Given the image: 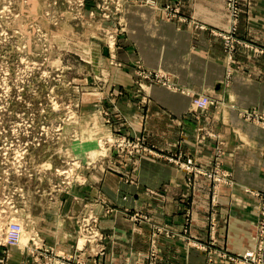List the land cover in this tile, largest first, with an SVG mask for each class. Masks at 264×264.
I'll return each mask as SVG.
<instances>
[{"label": "rangeland", "instance_id": "rangeland-1", "mask_svg": "<svg viewBox=\"0 0 264 264\" xmlns=\"http://www.w3.org/2000/svg\"><path fill=\"white\" fill-rule=\"evenodd\" d=\"M241 1L233 4L238 17L232 52L240 44ZM135 8L186 21L176 3L156 0H0V264H104L113 257L116 228L144 232L145 224H150L147 264H158V249L181 236L186 250L200 251L208 264H264L263 223L255 248L237 255L215 252L212 240L184 231L188 219L178 233L150 220L158 213L120 204L128 195L116 199L101 188L108 173L137 183L139 161L146 156L177 166L187 182L202 174L195 165H182L191 158L164 155L143 129H134L144 124L152 85L176 88L164 72L147 68L136 50L129 31ZM200 97L211 98L192 97V111L220 104L211 98L214 104L200 108L195 103ZM263 110H249L257 118L243 116L264 127ZM208 177L229 182L214 173ZM57 215L66 217L59 228L67 240L42 238L40 231ZM18 225L21 239L10 243ZM250 251L254 256L245 260Z\"/></svg>", "mask_w": 264, "mask_h": 264}, {"label": "crops", "instance_id": "crops-1", "mask_svg": "<svg viewBox=\"0 0 264 264\" xmlns=\"http://www.w3.org/2000/svg\"><path fill=\"white\" fill-rule=\"evenodd\" d=\"M156 1L176 3L178 16L186 21L164 20L160 11L135 8L131 18L136 22L129 31L144 65L164 72L176 88L152 85L144 124L134 129H143L164 155L191 158L202 174L187 182L177 166L146 156L139 161L137 183L127 184L108 173L101 188L116 199L128 195V200H118L124 206L158 213L151 221L212 240L215 252L237 255L256 247L260 224L264 225V127L244 117L249 110L264 109V0L241 1L240 44L232 52V62L217 33L227 31L230 22L225 0ZM198 94H208L220 104L192 111V97ZM210 173L229 182L217 183ZM65 218L57 215L48 221L47 233L40 231L42 238L66 239L67 233L59 228ZM187 219L189 226L184 228ZM116 229L113 257L108 254L104 264H147L150 224L144 232ZM181 239L158 249L160 264H208L200 251H187ZM262 254L264 260V246Z\"/></svg>", "mask_w": 264, "mask_h": 264}, {"label": "built area", "instance_id": "built-area-1", "mask_svg": "<svg viewBox=\"0 0 264 264\" xmlns=\"http://www.w3.org/2000/svg\"><path fill=\"white\" fill-rule=\"evenodd\" d=\"M236 2V0H229V16H230V21L232 22V27L221 33L219 32L218 35H220L222 37V39L225 42V49L228 52V55L230 56L232 54V49L235 43V35H234V28H233V22L236 20V18L238 17V11L235 10L233 4ZM230 58V57H229ZM196 106L200 107V108H205L208 105L214 104V101L210 98V97H200L198 98L196 101ZM262 117H261V121L260 123H262L264 125V110L262 112ZM252 115H254L255 118H257V116H259V113H255V114H250V113H246L247 117H251ZM253 117V116H252ZM259 121V120H258ZM182 165H184L185 167H189V166H193V161L191 159H187L186 162H182ZM194 168V167H193ZM20 226L18 225V229H12L11 231L14 233L13 236V240L10 241V243H17L19 242L20 239ZM254 255L252 253V251L250 252H246L242 257H244L245 260H250V258H252ZM251 261V264H262L261 260L260 261Z\"/></svg>", "mask_w": 264, "mask_h": 264}, {"label": "bare ground", "instance_id": "bare-ground-1", "mask_svg": "<svg viewBox=\"0 0 264 264\" xmlns=\"http://www.w3.org/2000/svg\"><path fill=\"white\" fill-rule=\"evenodd\" d=\"M20 228H21V227H20ZM21 234H22V233H21V230H20V239H21ZM20 239H19V240H20Z\"/></svg>", "mask_w": 264, "mask_h": 264}]
</instances>
